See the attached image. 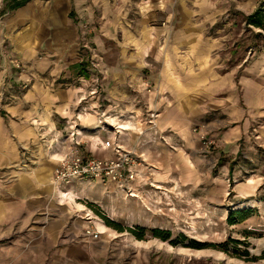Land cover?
Here are the masks:
<instances>
[{
	"label": "rangeland",
	"instance_id": "rangeland-1",
	"mask_svg": "<svg viewBox=\"0 0 264 264\" xmlns=\"http://www.w3.org/2000/svg\"><path fill=\"white\" fill-rule=\"evenodd\" d=\"M261 1L82 0L60 5L70 21L57 42V17L23 18L0 0V141L16 152L0 183L15 176L6 169L31 164V151L56 161L57 131H39L31 149L14 130L57 128V88L73 92L61 154L105 134L136 162L133 195L79 179L57 186L45 211L4 222L0 264H264V42L242 19ZM36 2L57 14V0ZM182 95L183 145L151 130L160 100ZM231 210L246 217L230 224Z\"/></svg>",
	"mask_w": 264,
	"mask_h": 264
},
{
	"label": "crops",
	"instance_id": "crops-1",
	"mask_svg": "<svg viewBox=\"0 0 264 264\" xmlns=\"http://www.w3.org/2000/svg\"><path fill=\"white\" fill-rule=\"evenodd\" d=\"M39 1V0H38ZM82 0H57V14L56 10L51 8H44L43 10L37 8L36 6V0H27L22 7L15 8V11H27V17L23 18H34L40 21H52L57 17V42H60V38L63 37V31L61 29V22L62 21H70L68 19V16L66 12L61 9V6H67L68 8L71 7L72 4L80 3ZM60 7H59V6ZM31 7V8H30ZM32 10V11H31ZM18 11V12H19ZM20 18V17H18ZM22 19V18H21ZM48 30V29H47ZM44 33V32H43ZM46 33V32H45ZM65 35V34H64ZM32 50L30 49L29 52ZM59 51L57 50V54ZM60 62V61H58ZM81 76V75H80ZM74 85V84H73ZM159 87L161 90L167 92V89L162 84H159ZM157 90V91H161ZM173 90V89H171ZM62 89L57 88V128H15L14 133L16 134V138L20 143H23L24 145L29 146V148L32 149V145H40L39 141V131L41 133H48L51 131H57V157L61 155L62 150L60 149L61 144L66 142L65 140L62 142L61 139V132L64 128H67V122L70 119H73V114H71L70 110V104L73 103L70 95L73 94L72 89L69 88L67 95L66 93H62ZM174 92V90L172 91ZM66 94V95H65ZM151 95V94H150ZM149 97V96H148ZM157 97V95H156ZM181 98L176 99L178 100L175 103H169L172 98H168V102H164V100H160L161 105H159V108H163L158 112L159 118L156 120L154 126H150L152 133L156 136H163V138L167 141L173 142H181L183 145V141L186 139H189L190 136V128L186 127L189 123V111L184 112V109H182L183 104H188L189 102V96H180ZM151 98L153 100L154 94L152 93ZM159 98L155 99V102L157 103ZM71 101L68 104L67 109V102ZM148 101V100H147ZM154 102V101H153ZM158 102V103H160ZM169 103V104H167ZM125 112V109L124 111ZM67 117H70L68 119ZM177 118V119H176ZM181 120V124H179L177 121ZM186 121L185 127L182 122ZM175 123H177L175 125ZM60 124V125H59ZM181 125V126H180ZM92 125H83L82 128H95L91 127ZM137 128H147L146 126H139L136 125ZM40 133V134H41ZM107 136H104L101 138L105 139ZM157 138L156 142H160ZM47 140V139H46ZM89 142H86L84 145L85 151H87L86 156L91 157H111L112 151L111 150H98L94 149L91 146ZM177 143V144H178ZM3 144V145H2ZM2 146V147H1ZM38 149V147H37ZM83 149L78 148V152L83 155ZM14 143H10L9 141H0V165L7 168L9 165L12 164L13 161H16L15 153H14ZM31 164H27L26 168L19 167L18 169H6L7 173H10L13 176V178L10 181H7L6 183H0V227H1V234L2 235L5 232H7L6 228H3V223L12 219L16 218L17 214H33L36 212H42L45 211L46 205L52 206L53 203L51 200L49 202V198H53L55 200V194L56 190L54 189L55 186L50 184V179L52 177L53 169L56 164V161H54L52 158H50V151L46 152L43 151L42 148H39V151L34 152L31 151ZM15 159V160H14ZM5 184V185H4ZM58 188H57V194H58ZM16 198V199H15ZM19 198V199H17ZM46 204V205H45ZM55 205H59L54 204ZM53 206V207H54ZM4 230V231H3ZM7 261V258L5 259Z\"/></svg>",
	"mask_w": 264,
	"mask_h": 264
},
{
	"label": "built area",
	"instance_id": "built-area-1",
	"mask_svg": "<svg viewBox=\"0 0 264 264\" xmlns=\"http://www.w3.org/2000/svg\"><path fill=\"white\" fill-rule=\"evenodd\" d=\"M118 126L120 125L114 126V128H118ZM92 142V147L95 149H110L112 156L101 158L82 155L77 148L80 142L75 139L67 150L57 157L52 183L56 187H64L79 181V179L93 180L102 184L116 185L126 190L129 195H133L130 182L136 176V162L132 154L125 150L115 138L101 140L99 137H95ZM85 233L91 238H96L98 235L90 228H86Z\"/></svg>",
	"mask_w": 264,
	"mask_h": 264
},
{
	"label": "trees",
	"instance_id": "trees-1",
	"mask_svg": "<svg viewBox=\"0 0 264 264\" xmlns=\"http://www.w3.org/2000/svg\"><path fill=\"white\" fill-rule=\"evenodd\" d=\"M26 1L27 0H11L10 8L15 9V8L20 7V6L22 7V5ZM242 19H244L243 22L246 25V27H253V28L258 29V31L256 33H253V35L255 36V38H257V37L262 38V41L264 42V0H262L259 3V5L256 7V9H254L252 12L243 15ZM231 168H232V163L229 164V171L231 170ZM244 214H245L244 210H231L228 213L227 221L230 224L241 221L246 217ZM105 223L109 226H112L114 229H116L120 232L127 229V228L126 229L123 228L120 224L113 222V221H110L108 219H105ZM128 231L133 233L134 235L138 236V234H136V232L133 229L132 230L128 229ZM151 234L155 237L162 239V240H167L169 238V235L167 233L160 232L159 230H152ZM138 238H140V236H138ZM234 242H237V241L234 240ZM244 253L246 255L247 251H245Z\"/></svg>",
	"mask_w": 264,
	"mask_h": 264
},
{
	"label": "bare ground",
	"instance_id": "bare-ground-1",
	"mask_svg": "<svg viewBox=\"0 0 264 264\" xmlns=\"http://www.w3.org/2000/svg\"><path fill=\"white\" fill-rule=\"evenodd\" d=\"M51 181H52V180H51ZM52 184H53V183H52ZM55 188H56V192H57V187H55ZM58 193H59V194H61V192H60V191H58Z\"/></svg>",
	"mask_w": 264,
	"mask_h": 264
}]
</instances>
